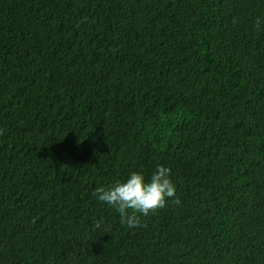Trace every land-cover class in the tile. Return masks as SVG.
Here are the masks:
<instances>
[{"label":"trees","instance_id":"obj_1","mask_svg":"<svg viewBox=\"0 0 264 264\" xmlns=\"http://www.w3.org/2000/svg\"><path fill=\"white\" fill-rule=\"evenodd\" d=\"M0 264H264V0H0Z\"/></svg>","mask_w":264,"mask_h":264},{"label":"clouds","instance_id":"obj_2","mask_svg":"<svg viewBox=\"0 0 264 264\" xmlns=\"http://www.w3.org/2000/svg\"><path fill=\"white\" fill-rule=\"evenodd\" d=\"M96 199L114 208L121 223L129 228L140 226V214L155 213L167 205L169 198L176 196V187L171 179V169L158 166L150 180L138 172H132L126 182H117L109 187H98ZM179 203V199L173 200ZM97 222L96 227H100Z\"/></svg>","mask_w":264,"mask_h":264}]
</instances>
